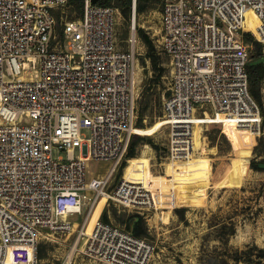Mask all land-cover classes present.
<instances>
[{"label": "built area", "instance_id": "1", "mask_svg": "<svg viewBox=\"0 0 264 264\" xmlns=\"http://www.w3.org/2000/svg\"><path fill=\"white\" fill-rule=\"evenodd\" d=\"M72 1L0 0V264H38L43 233L70 232L71 223L58 220L82 215L93 197L94 205L102 198L126 209L154 206L143 184L115 183L137 118L136 0L129 49L118 44L120 10L101 0H81V17L59 31L57 14ZM248 11L259 21L260 40L251 34L264 44V0H165L160 43L172 74L163 106L170 163L193 153L200 126L260 132L243 40ZM92 160L112 161L108 176L88 180ZM78 237L86 238L83 254L104 264H150L155 251L101 219Z\"/></svg>", "mask_w": 264, "mask_h": 264}, {"label": "rangeland", "instance_id": "2", "mask_svg": "<svg viewBox=\"0 0 264 264\" xmlns=\"http://www.w3.org/2000/svg\"><path fill=\"white\" fill-rule=\"evenodd\" d=\"M105 1L120 10L118 44L129 49L133 0L125 7L117 6L115 0ZM164 3L165 0H147L140 11L136 0L137 30H144L154 51L139 38L134 71L135 133L127 163L115 175V183L125 178L148 185L154 206L149 210L126 209L102 198L95 205L94 197L88 199L82 215L58 220L70 222L74 230L43 233L38 264H104L85 256V241L78 238L82 230L89 232L98 219L127 228L152 243L155 251L150 264H206L208 254L217 253L219 257L228 253L236 258L237 251H248V264H264L258 251L264 250V69L258 75L251 72V89L259 93L258 98L254 97L263 118L260 132L223 124L200 126L202 149L198 150L197 128L193 153L190 151L178 163H170L163 106L170 94L172 74L170 59L160 43ZM81 15L82 2L74 0L58 12V30ZM244 42L250 47L252 62L256 61L254 47ZM260 44V59H264V44ZM82 137L89 138L90 132L82 130ZM87 154L85 149L83 155ZM53 155L54 159H66L64 152ZM112 165V161H89L88 180L108 176ZM238 232L246 239L250 236L249 242L236 243ZM228 260L227 264H246Z\"/></svg>", "mask_w": 264, "mask_h": 264}, {"label": "trees", "instance_id": "3", "mask_svg": "<svg viewBox=\"0 0 264 264\" xmlns=\"http://www.w3.org/2000/svg\"><path fill=\"white\" fill-rule=\"evenodd\" d=\"M137 1H138V4H139V10L142 11L143 10V4L147 0H137ZM80 2H82V1L80 0ZM115 2H116V5L119 6V7L130 6V4H131V0H115ZM100 4L101 5H105V6H111L105 0H101ZM137 32H138V36L142 40V42L145 43L149 47V50L151 52H153L154 51V47H153L152 42L149 39L148 35L142 29L137 30ZM243 39L254 47V51H253L254 60H258V59L263 57L262 45L254 38V36H252V35H250L248 33H244L243 34ZM152 60H155V59L152 58ZM263 69H264V64H260V65H257V66L250 67L249 68L250 81H251V72L252 73H256L258 75L260 73V71H262ZM260 77H262V76H260ZM251 92H252L253 96L258 98L259 93L254 87H253V89H251ZM135 144L136 143L134 141L133 145H132L133 148H134ZM258 251L261 254L259 258L264 262V250H258ZM236 254H237L236 258H233L228 253L227 254H222L219 257H218L217 253L215 255L208 254L207 255V263L206 264H218L217 261L219 260V258H220V264H227V262L229 261L228 259H232V261H239V262L243 261L246 264L250 263V255H248L249 254L248 251L247 252H238L237 251Z\"/></svg>", "mask_w": 264, "mask_h": 264}, {"label": "bare ground", "instance_id": "4", "mask_svg": "<svg viewBox=\"0 0 264 264\" xmlns=\"http://www.w3.org/2000/svg\"><path fill=\"white\" fill-rule=\"evenodd\" d=\"M134 24L137 25L136 21H135ZM258 27H259V21L257 20L256 16L252 12L248 11L247 12V21H246V24H245V29L248 30L250 33H252L255 37H257L260 40V35L258 33ZM32 79L34 80L35 76H33ZM197 144H198V150H201L202 149V133H201L200 127H198V129H197ZM123 179H125V178H123ZM125 180H127V179H125ZM127 181H129V180H127ZM132 182H134V181H132ZM137 183H141L146 188L149 189L148 185H146V184H144L142 182H137ZM90 197H92V196L90 195ZM61 219L62 220H67L66 217H62ZM71 225H72V230H74L75 228H74L73 224H71ZM80 240H84L85 244H86V238H81V239L79 238V241ZM85 244H84V246H85Z\"/></svg>", "mask_w": 264, "mask_h": 264}, {"label": "clouds", "instance_id": "5", "mask_svg": "<svg viewBox=\"0 0 264 264\" xmlns=\"http://www.w3.org/2000/svg\"><path fill=\"white\" fill-rule=\"evenodd\" d=\"M250 240V236L246 239L244 236H241L238 232L237 237L235 238V242L238 244H245L248 243Z\"/></svg>", "mask_w": 264, "mask_h": 264}, {"label": "water", "instance_id": "6", "mask_svg": "<svg viewBox=\"0 0 264 264\" xmlns=\"http://www.w3.org/2000/svg\"><path fill=\"white\" fill-rule=\"evenodd\" d=\"M98 2V0H93V3L96 4ZM264 62V59H259V60H256L254 62L251 61V63L249 64V67H253V66H257V65H260ZM264 168V165L262 166Z\"/></svg>", "mask_w": 264, "mask_h": 264}]
</instances>
